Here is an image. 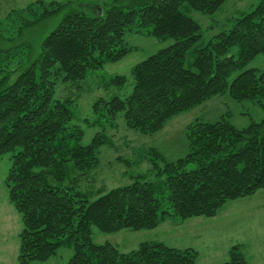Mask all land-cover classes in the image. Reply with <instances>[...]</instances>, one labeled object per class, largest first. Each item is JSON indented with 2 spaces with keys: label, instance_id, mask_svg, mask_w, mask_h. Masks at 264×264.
<instances>
[{
  "label": "trees",
  "instance_id": "16d2710c",
  "mask_svg": "<svg viewBox=\"0 0 264 264\" xmlns=\"http://www.w3.org/2000/svg\"><path fill=\"white\" fill-rule=\"evenodd\" d=\"M224 2L145 0L131 6L112 0L98 13L90 6L66 12L35 58L17 62L13 71L5 64L7 52L0 50V66L5 64L0 69V157L9 155L4 185L20 216L18 264L47 261L60 248L72 251L66 264H195L192 249L158 241L140 243L127 254L110 244L96 245L92 228L108 234L151 231L170 220L213 218L228 202L264 191V121L236 129L221 117L190 123L188 154L174 163L152 149L154 181L138 176L88 202L77 186L97 168L99 149L110 142L97 132L84 145V133L73 125V99L56 97L58 84H78L119 61L128 52L125 35L147 29L172 45L131 69L125 97L127 78L102 80L104 90L115 93L92 103L95 126L114 125L122 115L128 130L153 135L173 117L225 93L264 109V73L244 69L264 56V0L230 18L227 30L198 47L201 28L188 14L213 15ZM47 5L56 7L48 11ZM64 7L36 1L23 12L34 20L22 25L55 16ZM223 264H247L238 245Z\"/></svg>",
  "mask_w": 264,
  "mask_h": 264
},
{
  "label": "rangeland",
  "instance_id": "374dc122",
  "mask_svg": "<svg viewBox=\"0 0 264 264\" xmlns=\"http://www.w3.org/2000/svg\"><path fill=\"white\" fill-rule=\"evenodd\" d=\"M36 1L56 3L65 6L57 15L42 16L29 26H23L34 17L23 13L25 8ZM112 0H0V50L6 51L9 57L6 67L14 70L17 62L26 64L35 58L42 40L55 28L66 12L70 10H88L93 7L98 13L103 4ZM119 1V0H118ZM145 0H120V5H137ZM259 0H225L222 7L213 15H204L191 11L188 15L201 28V40L198 47L204 46L213 37L230 27L229 19L241 13L251 11ZM56 6L47 5L48 11ZM89 12H92L89 11ZM40 10L36 9V14ZM40 16V17H41ZM26 19V20H25ZM127 54L115 63H107L102 69L92 73L86 80L78 84L60 83L56 97L73 99V125L84 133L83 144L90 142L98 132H102L110 145L102 146L98 152L99 164L77 186V192L91 202L100 195L113 189L130 184L134 178L143 176L146 181H154L149 170L153 149L164 162L174 163L188 154L186 138L187 126L196 121L213 123L224 117L236 129H243L251 123L264 121V109L253 101H235L228 93L213 97L194 109L170 119L164 128L153 135H142L128 130L122 115H118L114 125L105 123L95 126V118L91 113V105L97 98H109L115 92L104 90L102 80L114 76H124L127 83L122 97L131 90V69L157 51L169 47L171 39L159 40L152 37L147 29H133L124 37ZM16 48L18 51L16 52ZM233 49L230 54H233ZM187 62H191L188 57ZM5 64H1L0 69ZM8 64V65H7ZM256 69L264 73V56L257 55L245 68ZM240 71L234 73V78ZM159 165L162 164L159 162ZM10 167L9 155L0 157V264H18L20 216L10 204L8 190L4 180ZM206 220L199 226L196 235L182 236L171 233L166 228L172 222L151 231H128L108 234L92 228L91 240L96 245L110 244L120 253L127 254L136 249L140 243L158 241L168 247L182 249L191 247L197 254L195 264H223L228 260L231 247L238 245L247 264H264V191L260 190L250 197L228 202L215 218ZM193 219V218H192ZM183 222V221H182ZM192 221H186V225ZM179 231V230H178ZM190 248V249H191ZM186 249V248H184ZM72 255L69 248H60L55 255L44 262L29 264H66Z\"/></svg>",
  "mask_w": 264,
  "mask_h": 264
},
{
  "label": "crops",
  "instance_id": "0c3cea01",
  "mask_svg": "<svg viewBox=\"0 0 264 264\" xmlns=\"http://www.w3.org/2000/svg\"><path fill=\"white\" fill-rule=\"evenodd\" d=\"M213 218H215V217H213ZM202 219H203L202 217H198V218L188 219V220H185V221L180 222V223L172 222V224H169V226H166V228H170L169 230H171V233H174V234L175 233L176 234H181L182 236H187L189 234L190 235L194 234V235L198 236L197 233L199 231L198 230L199 226L206 221V220H202ZM189 220L192 221V224L186 225V221H189ZM172 221H175V220H172ZM165 224H163V225H165ZM184 248H186V249L189 248L190 249L191 247L187 246V247H183L182 249H184Z\"/></svg>",
  "mask_w": 264,
  "mask_h": 264
}]
</instances>
